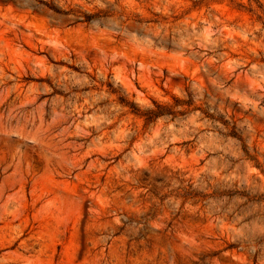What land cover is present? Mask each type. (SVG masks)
Here are the masks:
<instances>
[{
    "label": "rangeland",
    "instance_id": "obj_1",
    "mask_svg": "<svg viewBox=\"0 0 264 264\" xmlns=\"http://www.w3.org/2000/svg\"><path fill=\"white\" fill-rule=\"evenodd\" d=\"M0 264H264V0H0Z\"/></svg>",
    "mask_w": 264,
    "mask_h": 264
},
{
    "label": "trees",
    "instance_id": "obj_2",
    "mask_svg": "<svg viewBox=\"0 0 264 264\" xmlns=\"http://www.w3.org/2000/svg\"><path fill=\"white\" fill-rule=\"evenodd\" d=\"M91 19H92V15L91 14H85V20L86 21H90ZM160 106L161 105H159V107ZM148 113L150 114L149 117H159V116L165 115V112L156 111L154 109L149 110Z\"/></svg>",
    "mask_w": 264,
    "mask_h": 264
}]
</instances>
